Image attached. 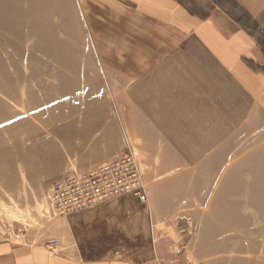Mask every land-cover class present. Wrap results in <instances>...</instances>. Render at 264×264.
Returning <instances> with one entry per match:
<instances>
[{
	"label": "rangeland",
	"instance_id": "obj_1",
	"mask_svg": "<svg viewBox=\"0 0 264 264\" xmlns=\"http://www.w3.org/2000/svg\"><path fill=\"white\" fill-rule=\"evenodd\" d=\"M181 2L196 12L218 7L236 15L227 0ZM87 17L78 0H0V245L16 249L19 259L37 253L36 264L59 257L72 264H264V212H232V198L224 197L227 212L216 213L219 167L202 168L194 147L169 151L167 119L149 116L150 103L143 109L125 100L127 91L135 94V78L122 82L119 65L156 59L98 53L101 40ZM100 134L104 148L93 151ZM189 137L198 144L202 134ZM125 146L139 164L147 204L128 195L53 214L51 182L94 152L98 162L75 170ZM232 153L224 151L228 163ZM169 162L179 164L169 170ZM202 171L214 179L201 182ZM174 173L185 175L175 181Z\"/></svg>",
	"mask_w": 264,
	"mask_h": 264
},
{
	"label": "crops",
	"instance_id": "obj_2",
	"mask_svg": "<svg viewBox=\"0 0 264 264\" xmlns=\"http://www.w3.org/2000/svg\"><path fill=\"white\" fill-rule=\"evenodd\" d=\"M233 1L236 15L218 7L196 12L181 0L78 3L93 24L92 37L101 40L95 42L98 53L141 54L156 59L119 65L122 82L127 77L135 78V94L127 91L125 100L135 101L143 109L150 103L149 116L158 123L167 119L169 151L194 147L200 152L202 168L219 167L218 181L225 185L221 184L215 193V198H221L215 212H227L222 200L229 197L232 212L263 213L264 51L262 37L250 34L237 20L244 15L264 30V0ZM94 29H101L102 34ZM119 44L120 50L115 49ZM161 54L168 55L167 60H158ZM112 97L117 98L115 93ZM192 132L202 134L200 143L195 144L189 137ZM101 135L93 151L103 150ZM208 150H215L210 160ZM224 151H234L229 163ZM93 156L79 160L74 168L82 169L102 157L95 152ZM176 164L179 162H169L167 166L171 170ZM184 175L174 173L170 179L182 180ZM199 179L209 182L214 174L202 171ZM29 252L19 259L16 249L0 245V264H36L37 253ZM52 259L53 264H72L61 257Z\"/></svg>",
	"mask_w": 264,
	"mask_h": 264
},
{
	"label": "built area",
	"instance_id": "obj_3",
	"mask_svg": "<svg viewBox=\"0 0 264 264\" xmlns=\"http://www.w3.org/2000/svg\"><path fill=\"white\" fill-rule=\"evenodd\" d=\"M130 195L148 203L142 173L133 152L125 146L118 155L84 171L70 169L51 182L47 200L55 216H65ZM58 243H54L56 247Z\"/></svg>",
	"mask_w": 264,
	"mask_h": 264
},
{
	"label": "trees",
	"instance_id": "obj_4",
	"mask_svg": "<svg viewBox=\"0 0 264 264\" xmlns=\"http://www.w3.org/2000/svg\"><path fill=\"white\" fill-rule=\"evenodd\" d=\"M229 2V4L232 6V8L234 10H237V6L235 5L233 0H227ZM238 23L243 26L250 34H256V35H260L263 39H262V43L261 46L263 48L264 51V32L262 33L259 30V26L256 24L255 21H253L252 19H250L249 17H245L240 16L239 19L237 20Z\"/></svg>",
	"mask_w": 264,
	"mask_h": 264
}]
</instances>
